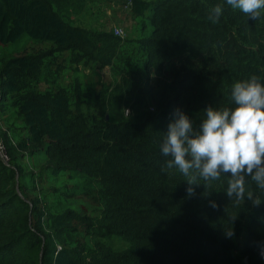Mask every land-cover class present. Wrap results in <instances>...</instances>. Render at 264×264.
<instances>
[{"label":"trees","instance_id":"16d2710c","mask_svg":"<svg viewBox=\"0 0 264 264\" xmlns=\"http://www.w3.org/2000/svg\"><path fill=\"white\" fill-rule=\"evenodd\" d=\"M102 5L128 7L137 34L83 25ZM24 34L46 47L0 57V108L22 122L0 131V264H264V191L238 205L225 177L188 197L159 150L175 109L198 127L206 106H231L234 81H264V15L225 0H0V45Z\"/></svg>","mask_w":264,"mask_h":264},{"label":"clouds","instance_id":"9594fccd","mask_svg":"<svg viewBox=\"0 0 264 264\" xmlns=\"http://www.w3.org/2000/svg\"><path fill=\"white\" fill-rule=\"evenodd\" d=\"M225 3L254 21L264 15V0ZM223 8V4L213 6L208 20L218 23ZM230 100V107L206 106L198 127L179 108L173 111L159 148L166 158L161 170L179 172L186 181L188 197L195 196L200 185L203 195H209L213 185L226 177L224 192L230 201L241 205L247 198L253 206H259L262 198L250 185L264 191V81L257 75L234 81ZM125 113L129 117L131 110L125 109ZM210 206L218 207L215 201ZM225 236H234L231 228Z\"/></svg>","mask_w":264,"mask_h":264},{"label":"rangeland","instance_id":"374dc122","mask_svg":"<svg viewBox=\"0 0 264 264\" xmlns=\"http://www.w3.org/2000/svg\"><path fill=\"white\" fill-rule=\"evenodd\" d=\"M75 17V15H73ZM82 21V24L86 27H96L102 29H112L116 34V29L120 32L117 35L120 36H135L137 31L135 30V20L131 17L128 12V7H118L116 5L107 6L102 5L100 10H95L94 12H84L78 16ZM46 46L43 43H40L26 34L11 44L6 46L0 45V57H7L15 55L21 52H32L38 49L45 48ZM85 77L84 81L90 82H101L108 79L109 70L107 67L100 70V75H93L88 69L84 70ZM5 105V111L0 108V131L7 132L9 135H13V130L22 125L21 120L17 119L13 109ZM2 106V105H0ZM3 148L0 141V151ZM3 158L6 159V156L3 154ZM126 246L125 242L116 241V247Z\"/></svg>","mask_w":264,"mask_h":264},{"label":"built area","instance_id":"2783aa9c","mask_svg":"<svg viewBox=\"0 0 264 264\" xmlns=\"http://www.w3.org/2000/svg\"><path fill=\"white\" fill-rule=\"evenodd\" d=\"M119 32H120V31H119L118 29H116V34H119Z\"/></svg>","mask_w":264,"mask_h":264}]
</instances>
